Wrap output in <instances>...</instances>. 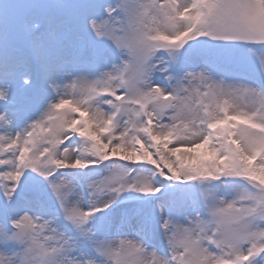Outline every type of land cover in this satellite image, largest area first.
<instances>
[{
    "label": "snow or ice",
    "instance_id": "1",
    "mask_svg": "<svg viewBox=\"0 0 264 264\" xmlns=\"http://www.w3.org/2000/svg\"><path fill=\"white\" fill-rule=\"evenodd\" d=\"M0 264H264V0H0Z\"/></svg>",
    "mask_w": 264,
    "mask_h": 264
}]
</instances>
